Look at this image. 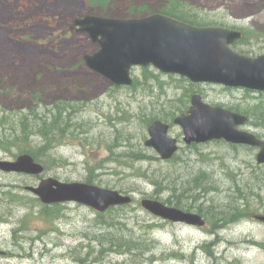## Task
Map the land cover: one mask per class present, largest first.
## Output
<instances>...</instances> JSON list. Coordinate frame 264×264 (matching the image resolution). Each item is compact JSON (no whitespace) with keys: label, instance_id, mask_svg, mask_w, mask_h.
I'll return each mask as SVG.
<instances>
[{"label":"rangeland","instance_id":"374dc122","mask_svg":"<svg viewBox=\"0 0 264 264\" xmlns=\"http://www.w3.org/2000/svg\"><path fill=\"white\" fill-rule=\"evenodd\" d=\"M162 1L0 0V159L32 150L45 166L41 175L0 169V250L8 252L0 264H264V222L254 217L264 214L259 149L224 140L189 145L174 123L200 93L247 115L241 128L264 139V92L193 83L151 66L133 68V86H116L84 63L100 46L71 28L76 18L105 16L100 2L125 17L128 6ZM178 3L203 25L242 30L236 50L264 53V0ZM152 117L170 123L179 140L170 160L146 145ZM48 177H90L134 201L105 213L76 202L47 205L26 187ZM144 198L183 203L206 225L163 220L143 208Z\"/></svg>","mask_w":264,"mask_h":264},{"label":"water","instance_id":"95a60500","mask_svg":"<svg viewBox=\"0 0 264 264\" xmlns=\"http://www.w3.org/2000/svg\"><path fill=\"white\" fill-rule=\"evenodd\" d=\"M71 28L87 33L99 49L85 54L86 65L116 85H132L134 66H154L165 73L179 74L195 83L211 82L232 87L264 91V53L248 56L231 46L242 38V31L222 26H197L161 13L143 17L115 18L85 15L76 18ZM242 113L204 101L199 93L191 97L187 112L174 123L183 128L187 144L225 140L259 148L257 161L264 164V139L240 128L248 121ZM170 124L154 120L146 145L154 148L162 159H171L179 150L176 137L169 135ZM0 169L41 175L45 166L29 153L15 160L0 159ZM27 190L43 203L74 201L104 212L112 206L130 204L131 195L86 182H63L48 177ZM142 206L150 213L174 223L204 226L205 218L196 212L144 198ZM264 221V215H256ZM1 253V252H0Z\"/></svg>","mask_w":264,"mask_h":264},{"label":"trees","instance_id":"16d2710c","mask_svg":"<svg viewBox=\"0 0 264 264\" xmlns=\"http://www.w3.org/2000/svg\"><path fill=\"white\" fill-rule=\"evenodd\" d=\"M178 1L179 0H163L161 3H159L160 4L159 6H157V5L156 6H149V5H143V4H141V5H131V6H128V9L125 11V15L124 16L125 17H140V16L152 14V13H162V14H165V15H168V16H172V17L178 18L180 20L189 22L191 24L203 25V23L198 22V20L192 18L191 16H189V14H187L186 12H184L180 8L181 3L179 4ZM95 5H97V7H100L98 4H95ZM100 5H103V7L100 8L99 14L105 15V16H112L113 15L112 12L105 7L106 4H103L102 2H100ZM92 12H91L92 14H97L94 11H92ZM237 44L238 43H235L234 44V47ZM153 118L154 117H152L150 119L152 120ZM47 128H48V125H43L42 128L40 129V134L44 138L47 137L45 140H47V142H48V141H50V136L51 135L48 134ZM28 131L29 130H27V132ZM49 146H51V145H49ZM49 146H45V147L43 146V149L45 148V149L48 150V147ZM23 152L24 153L25 152L30 153L35 158V160H38L39 157H40V155L37 152H34L32 150H24ZM132 155H134V153ZM137 159H141V156L137 157ZM86 182L92 183L93 180L89 177L86 180ZM175 206L176 207H179V208H182V209H185V210H188V211L191 210L190 208L186 207L185 204H183V203L181 204V203L176 202L175 203ZM115 208H117V207H113V209H115ZM50 211L49 212H44L45 215H47V214L49 215ZM198 213H202V212L201 211H198ZM221 217H223V216H221ZM109 233L110 232H107L104 235H109Z\"/></svg>","mask_w":264,"mask_h":264},{"label":"flooded vegetation","instance_id":"af4514ba","mask_svg":"<svg viewBox=\"0 0 264 264\" xmlns=\"http://www.w3.org/2000/svg\"><path fill=\"white\" fill-rule=\"evenodd\" d=\"M3 256H6V255H8V252L7 251H5V253L4 254H2Z\"/></svg>","mask_w":264,"mask_h":264}]
</instances>
